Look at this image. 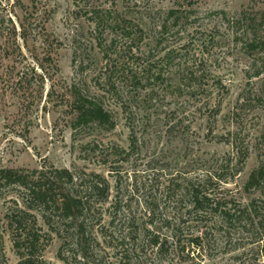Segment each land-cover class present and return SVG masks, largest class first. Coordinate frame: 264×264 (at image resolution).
Returning a JSON list of instances; mask_svg holds the SVG:
<instances>
[{
	"label": "rangeland",
	"instance_id": "1",
	"mask_svg": "<svg viewBox=\"0 0 264 264\" xmlns=\"http://www.w3.org/2000/svg\"><path fill=\"white\" fill-rule=\"evenodd\" d=\"M10 1L0 0V14L9 13ZM36 1L37 17L59 40L53 52L59 64L56 92L43 109L51 84L47 81L26 132L18 122L19 98L5 88L1 75L7 65L21 68L33 63L31 51L38 41L30 40L28 50L23 48L27 57H0V166L32 169L46 159L57 167L96 170L113 181L110 162L83 158L82 145L94 141L127 148L134 133L140 153L122 163L124 177L134 171L139 177L146 175L153 160L176 174L215 164L226 155L239 159L225 140L238 134L249 155L227 184V193L240 203L254 200L264 206V75L260 73L264 48L255 47L264 36V0H116L113 8L104 4L95 19L86 14L85 0ZM15 11L22 16L19 6ZM123 69H138L140 83ZM190 72L201 75L202 87L189 79ZM216 78L225 85L224 91L216 86ZM71 92L100 104L110 123L71 112L76 98ZM260 169L263 181L257 186L250 177ZM256 221L257 225L262 219ZM221 235H216L220 239L210 251L182 264H264L260 225L243 230L236 226L227 236ZM59 246L60 240L54 238L44 258L51 264H70L58 258ZM5 254L7 264H17L8 235ZM182 259L150 250L142 261L179 264Z\"/></svg>",
	"mask_w": 264,
	"mask_h": 264
},
{
	"label": "trees",
	"instance_id": "2",
	"mask_svg": "<svg viewBox=\"0 0 264 264\" xmlns=\"http://www.w3.org/2000/svg\"><path fill=\"white\" fill-rule=\"evenodd\" d=\"M30 2L25 6L21 0L10 1L9 13L0 14L1 58L27 57L23 48L28 50L30 40L38 41L31 51L33 63L21 68L16 63L7 65L1 75L5 88L19 98L18 122L22 121L26 132L33 123L30 116L36 100L39 104L43 100L47 81L51 84L42 108L46 110V104L53 100L59 72L56 52L53 53L59 40L37 17V1ZM85 2L86 14L94 19L99 17L104 4L112 8L116 4V0ZM16 6L21 9V17ZM109 18L110 15L106 17ZM256 44L255 47L264 48V36ZM123 70L140 83L138 69ZM260 73L264 75V59ZM199 77L190 72L189 79L202 87ZM214 82L224 91L220 79ZM71 94L76 95L71 112L109 122V115L100 104L80 92ZM63 97L61 93L60 103ZM128 138L127 148L94 141L82 145L83 158L110 162L113 181L96 170L57 167L46 159L32 169L0 166V264H7L6 235L18 256L17 264H51L43 252L54 238L60 240L58 258L70 264H145L143 256L150 250L177 255L183 258L179 263L182 264L187 258L193 260L196 254L210 251L220 239L216 237L218 233L225 237L236 226L243 230L260 225L264 229L263 205L254 200L243 204L227 193V184L240 173L249 155L248 145L238 134L225 138L235 148L237 160L235 155H226L215 164L176 174L169 172L167 164L157 167L159 161L153 160L148 173L140 177L138 171L133 175L125 172L126 177L121 173L122 163L137 159L140 153L134 133ZM261 171L251 174L252 184L261 185ZM257 218L262 222L256 225Z\"/></svg>",
	"mask_w": 264,
	"mask_h": 264
}]
</instances>
